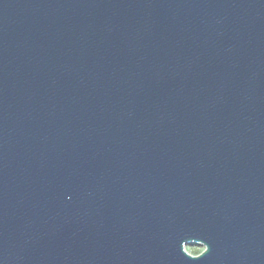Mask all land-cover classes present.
Returning <instances> with one entry per match:
<instances>
[{"label":"water","instance_id":"water-1","mask_svg":"<svg viewBox=\"0 0 264 264\" xmlns=\"http://www.w3.org/2000/svg\"><path fill=\"white\" fill-rule=\"evenodd\" d=\"M0 264H264V0H0Z\"/></svg>","mask_w":264,"mask_h":264},{"label":"clouds","instance_id":"clouds-1","mask_svg":"<svg viewBox=\"0 0 264 264\" xmlns=\"http://www.w3.org/2000/svg\"><path fill=\"white\" fill-rule=\"evenodd\" d=\"M208 246H203L195 249H188V253L190 255H194L196 257L202 256L207 251Z\"/></svg>","mask_w":264,"mask_h":264},{"label":"rangeland","instance_id":"rangeland-1","mask_svg":"<svg viewBox=\"0 0 264 264\" xmlns=\"http://www.w3.org/2000/svg\"><path fill=\"white\" fill-rule=\"evenodd\" d=\"M199 247H200V246H197V245L188 246V247H187V250H188V249H195V248H199Z\"/></svg>","mask_w":264,"mask_h":264},{"label":"snow or ice","instance_id":"snow-or-ice-1","mask_svg":"<svg viewBox=\"0 0 264 264\" xmlns=\"http://www.w3.org/2000/svg\"><path fill=\"white\" fill-rule=\"evenodd\" d=\"M208 251H209V248H207V251L203 255H205ZM201 257L202 256H199L198 259L201 258Z\"/></svg>","mask_w":264,"mask_h":264}]
</instances>
